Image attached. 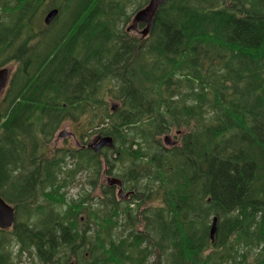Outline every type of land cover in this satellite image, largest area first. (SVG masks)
Wrapping results in <instances>:
<instances>
[{
	"label": "trees",
	"instance_id": "16d2710c",
	"mask_svg": "<svg viewBox=\"0 0 264 264\" xmlns=\"http://www.w3.org/2000/svg\"><path fill=\"white\" fill-rule=\"evenodd\" d=\"M94 1L82 2L77 15ZM134 2L95 3L90 13L98 8L104 15H91L79 37L59 42L69 44L64 53L54 49L47 63L39 56L35 69L18 68L0 100V196L29 221V233L17 235L30 240L15 242L16 252L30 250L49 263L264 264V0H166L142 39L121 25L131 19ZM147 2L139 0L138 8ZM26 5L0 0L5 12L20 17L35 13ZM96 28L104 43L84 48L87 59L69 64V50L96 39L88 33ZM57 54L67 62L55 71ZM75 76L68 89L59 80ZM105 89L121 109L93 115ZM86 107L103 121L99 132L119 143L120 159L144 162L128 181L142 187L136 200L154 201L150 208L123 204L112 188L89 205L90 194L68 200L61 193L68 151L51 159L46 152L62 122ZM177 130L179 144L165 148L161 136ZM78 157V168L100 174L95 153L80 150ZM11 241L0 232V264L17 258H4Z\"/></svg>",
	"mask_w": 264,
	"mask_h": 264
},
{
	"label": "flooded vegetation",
	"instance_id": "af4514ba",
	"mask_svg": "<svg viewBox=\"0 0 264 264\" xmlns=\"http://www.w3.org/2000/svg\"><path fill=\"white\" fill-rule=\"evenodd\" d=\"M4 1L7 4L9 2H12L14 4L17 0H4ZM26 1L28 4L26 5V7L28 8L29 11H33V9H35L34 10L35 13L33 15H30L31 12H29L27 15L25 14L22 17H20L18 14L15 15V14L6 13L1 18L0 50L2 49V51L0 54L5 58L4 59L5 60L4 63L6 64L5 67H10L12 69L13 68L17 69L19 67L22 68L23 64L30 66V67H36L37 65L39 66L40 63L38 60H36V58H38L39 56L42 58L43 56L37 53L39 44L47 45L50 39L49 35L51 33V29L53 30L55 27H57L56 23L67 22L73 16V10L70 4L74 3V0H59L63 2H56L55 0H26ZM85 2L86 1L83 0V4ZM100 4L103 5L104 0H99V5ZM49 14H52V15L55 14V17L53 18L52 21L47 22V16ZM103 15H104L103 13H98V16H103ZM87 16H88V13H84L81 17V20L78 23H71L70 27L63 29V31L61 32V37H62L61 41L63 42L68 41L70 40V37H73V36L74 38L79 37L81 33L83 32L84 27L86 26V23H87V20H83V19H86ZM42 17H43V26L40 27L39 22ZM16 23H19V26H16ZM139 28L140 29L144 28V24H140ZM132 34H137V33L133 32ZM68 45L69 44H63L61 46L55 45L53 47L56 50H59V49L63 50L65 47H67L68 49ZM19 53H22L25 55V57H27V60H23V63L19 56ZM7 54H10V55H7ZM82 59H85V57ZM42 60L45 63H47L46 60L44 59ZM64 61H65V56H64ZM75 70L76 72L79 71V69L76 67H75ZM67 71L68 70H65L64 74L67 73ZM66 80L67 78L61 77V82L65 85V89H68L73 84V81L77 82L79 80V76H75L73 78V81L69 80L66 82ZM85 83H88V78L87 80H85ZM44 90H46V88ZM3 95H1L2 99H5V96L7 95V93L4 96ZM22 100H23L22 96L20 95V102ZM22 104H25V102L23 101ZM64 107H67V104H64ZM85 110L88 111L89 107H86ZM84 123L85 122H83V125ZM83 125H82V128H84ZM96 135L97 137L92 142L85 140V143L82 144L79 141H77L74 146H71L70 149L67 148L66 150L69 149V152H70L69 156H67V159L68 158L78 159L77 154L79 153L80 150H82V152H88L90 149L94 151V146L97 143L98 139L101 136H104L101 133H97ZM108 152H111L109 147H104L101 153H99V156H97V159H102L103 157H106L107 156L106 153ZM45 159H47V157H45ZM103 167H107V171L108 172L112 171L111 173L115 174V177L121 181V185L115 184L116 186H114L112 189H113V193H114V190L118 192L121 188L124 190L125 194H123V197L121 198L122 201L129 202L131 201L132 197L133 198L137 197V194L140 193V192H137V189L139 187H136L134 182L128 181L129 171H128L127 165L121 164L119 161H117L111 164L109 167L108 164L104 162ZM118 169H119V172H118ZM103 174L107 178L108 182L110 181L109 178L114 176V175L106 176L105 171ZM63 175L64 176L68 175L66 180L61 181V193L65 194V189L66 187L69 186L70 179L73 174L64 172ZM29 176H33V175L31 174ZM33 183H34V178H31L28 184L32 185ZM29 191H32V187L29 189ZM102 191L104 192V187L102 188ZM86 195H88V193L81 194L79 199H81L83 196H86ZM72 200H75V199H72ZM5 201L14 208L15 219H14L13 226L11 228L4 229V230L0 229V232L3 231L9 234V237L12 239L13 242H23L22 238L23 240H30L29 237H22V236L17 235V233L19 234L29 233V227L27 226V223L29 221H28V217L25 214L24 210L21 207H17V205H15L14 203H11L7 199H5ZM32 201H34V198H32ZM93 201L95 202L96 200H93ZM87 202L89 205V199H87ZM84 206L88 207L87 205H84ZM136 206H137L136 204L132 205V207L134 208ZM32 211H35L34 208H32ZM123 216H126V215L123 214L122 217ZM30 222L34 223L33 218L30 219ZM88 233H89V230H87L86 242H88ZM7 245L4 249V254H3L4 258H6L8 255L10 258L13 254H16L17 258L13 264H20L22 260L19 258L18 252L14 250L11 252L6 251V249L8 248ZM16 247H19L17 243H16ZM25 254L28 257H31L30 250H26ZM69 262H72V261H65V262L63 261L62 264H69ZM44 264H47V263L44 262Z\"/></svg>",
	"mask_w": 264,
	"mask_h": 264
},
{
	"label": "rangeland",
	"instance_id": "374dc122",
	"mask_svg": "<svg viewBox=\"0 0 264 264\" xmlns=\"http://www.w3.org/2000/svg\"><path fill=\"white\" fill-rule=\"evenodd\" d=\"M56 2H63V1H59V0H55ZM87 1V0H84ZM139 0H135V4L130 8V11H135V9L138 8V3ZM142 1V0H141ZM83 2V0H74V3L70 4L72 9H73V16L70 19L73 23H75L76 20H81V17L84 13H88V16L86 19L83 20H87L88 18L93 15L95 16L94 19L96 17H98V8L92 12V8L94 6L95 3H99V0H95L94 3L92 4H88L86 7L83 8V10H80L79 14L78 13V6ZM83 4V3H82ZM84 6V5H83ZM44 12V11H43ZM95 13V14H93ZM62 22L60 23H56L57 27H55L53 30L51 29V33L49 35V42L47 43V45L45 44H39V48L37 49V53L39 55H43L42 58H40L39 60L42 61V59L46 60V62H48V59H46L48 53H51L53 50V46H57L58 43L61 41L62 37H61V32L63 31V29L67 28L66 24L60 25ZM65 23V22H64ZM130 24V23H129ZM124 25L125 28H127V26L129 25ZM40 27L43 26V17L41 18L40 22H39ZM60 25V26H59ZM89 35L96 39H93L92 41H80L78 42V45H76L73 49L69 50V53H73L71 55V57L68 59V63L71 64L73 59H74V54H76L78 56L79 59H82L85 57V59H87V57L89 56V52L84 51V48L86 50H90L92 48H94L97 45H102L104 43V37L102 34L98 33L97 28L93 31L88 32ZM133 36H136V34H133ZM69 46V45H68ZM67 50V47H65L62 51L64 53V51ZM84 54V56H83ZM10 55V54H7ZM19 56L21 58V60H25L27 59V57H25L24 54L19 53ZM64 56H59V54H57V61L53 63V66H55V71L57 70V66H59V61L64 60ZM67 62V57L65 56V61ZM70 67V66H69ZM69 67L67 69H69ZM35 69V67H30ZM14 69V68H13ZM61 78V77H59ZM73 85H75V82L73 81ZM109 88H112L111 84H108ZM45 88H47L45 86ZM53 90V87L52 89ZM103 98L105 99L104 101H102L100 104H98L94 110V113H96L97 115H99L100 117L102 115H104L106 113V111H108L109 113H112V107H117V110L119 111L121 109L120 106H122V104L115 100H110V94H108L107 90L105 89V91L103 92ZM41 109H43V106L40 104L36 105V112H39ZM74 112V111H73ZM116 113V112H114ZM112 113V114H114ZM74 114H76L77 116H74V119L72 117V119L70 120H65L64 123L62 125H60V129L58 130V132L56 133L55 137L51 140L50 142V146H51V151L50 153H48L51 157H55L57 156V151H66L67 148H71V146H74L75 143L77 141H79L80 143L84 144L85 140L92 142L97 135H95L96 133H92L94 131V127H96L97 125L100 124V119L99 118H93L90 117L88 114H92V112H90V109L87 111L85 110H78L76 112H74ZM80 115V116H79ZM95 119V120H94ZM83 122L84 125H83ZM94 122V123H93ZM82 125L84 128H82ZM88 125V126H86ZM61 132H65L64 134H62ZM171 137L170 141L171 143H174V145L172 146H176L179 144V135H177L176 131H172L171 133L167 134ZM161 136V141L164 147L166 148H171V145H165L164 141H165V137ZM117 145H119V143H117ZM110 159L111 164L115 163L114 161V153L108 152L106 153ZM102 159H105V157H103ZM76 161L72 158H68L66 160V166L65 169L66 172L69 169H75L76 166ZM106 169V170H105ZM105 171L106 176L107 174V167H103V160H102V172L101 175L98 176L97 173H91V175H89V173L82 169V170H76L74 172H72L71 174H73L71 176L70 179V183L69 186L66 187L65 189V196L68 198V200H72V199H79L81 194L84 193H90L92 198H96L99 196L103 195V191L102 188L104 187V191L105 188H107V178L105 177V175L103 174ZM65 172V173H66ZM119 172V169H118ZM115 176V174H112ZM93 176H98L99 179L93 178ZM106 186V187H105ZM114 196L118 199L117 197V191L114 190ZM133 199V197H132ZM262 200H264V198H262ZM138 202V201H137ZM146 203V206H149L152 204V202H148V201H140V203ZM151 207V206H150ZM148 207V208H150ZM148 208H142V210L144 209H148ZM93 218H91L92 220ZM141 226L138 227V229H140ZM95 229V226H94ZM94 232V231H93ZM20 264H41L38 260H34L33 257H24L22 259V261L20 262Z\"/></svg>",
	"mask_w": 264,
	"mask_h": 264
},
{
	"label": "water",
	"instance_id": "95a60500",
	"mask_svg": "<svg viewBox=\"0 0 264 264\" xmlns=\"http://www.w3.org/2000/svg\"><path fill=\"white\" fill-rule=\"evenodd\" d=\"M166 0H150L149 4L139 10L133 20L132 25L129 27L128 30H137L139 23H145L146 27L142 31L143 36H147L148 33L151 30L153 20L160 9V7L165 3ZM55 14H50L47 18V22L51 21L54 18ZM8 75L9 71L7 69L0 70V93L2 90L7 86L8 83ZM116 109V107H114ZM166 143L173 144L170 141V138H166ZM96 150L99 151L100 148L108 145L113 146V138L110 136L102 137L100 138V141L98 144H96ZM110 183L121 185V182L114 179L110 180ZM120 194H122V190L120 191ZM14 220V209L9 206L1 197H0V228L6 229L12 226ZM218 230V218L215 217L212 223L211 227V239L212 241H215L216 233ZM73 264V263H71Z\"/></svg>",
	"mask_w": 264,
	"mask_h": 264
},
{
	"label": "bare ground",
	"instance_id": "6f19581e",
	"mask_svg": "<svg viewBox=\"0 0 264 264\" xmlns=\"http://www.w3.org/2000/svg\"><path fill=\"white\" fill-rule=\"evenodd\" d=\"M72 10H73V9H72ZM165 19H166V18H165ZM71 23H73V22H72L71 20H69V21H67V22H65V23H63V24H66V26L68 27ZM60 25H62V24H60ZM60 25H59V26H60ZM53 50H54V48H53ZM53 50H52V51H53ZM76 57L78 58V56H77L76 54H74V58H76ZM77 60H78V59H77ZM22 63H23V60H22ZM23 67H24V64H23L22 68H23ZM120 107H121V106H120ZM13 149H15V148H13ZM2 151H3V150H2ZM2 151H1V152H2ZM3 153H4V151H3ZM10 153H12V152H10ZM4 155H6V154H4ZM12 155H13V153L11 154V156H12ZM17 155H18V154H17ZM15 156H16V155H15ZM13 157H14V156H13ZM5 158L7 159V157H5ZM9 158H10V157H9ZM14 159H15V158H14ZM2 162H3V161H2ZM5 163H7V162H4V164H5ZM9 163H10V162H9ZM13 163H14V162H13ZM2 168H3V167H2ZM3 169H4V168H3ZM7 169H8V168H7ZM0 170H1V169H0ZM1 171H2V170H1ZM1 174H2V172H1ZM4 177H6L5 174H4ZM7 177H8V176H7ZM1 178L6 180V178H3V177H1ZM2 181H3V180H2ZM203 185H204V183H203ZM241 193H242V192H241ZM241 193H240V194H241ZM240 194H239V195H240ZM242 195H243V194H242ZM244 196H245V195H244ZM240 197H241V196H240ZM245 197H246V196H245ZM237 198L240 199L239 197H237ZM237 198H236V199H237ZM247 198H248V197H247ZM241 199H242V198H241ZM241 199H240V201H241ZM243 200H244V199H243ZM244 203H245V202H244ZM222 212H223V211H222ZM263 227H264V226H263ZM261 229H262V228H261ZM261 229H259V230H261ZM263 230H264V229H263ZM263 230H262V231H263ZM263 232H264V231H263ZM34 238H35V237H34ZM36 239L39 240L38 238H36ZM36 239H35V240H36ZM41 241H42V240H41ZM39 243H40V240H39ZM41 243H42V242H41ZM54 244H55V243H54ZM59 245H60V244L58 243V246H59ZM54 249H56V248H54ZM196 249H197V248H196ZM56 250H57V249H56ZM197 250H198V249H197ZM243 260H244V259H243ZM193 261H194V260H193ZM260 261H261V260H260ZM191 262H192V261H191ZM198 262H199V261H198ZM258 262H259V261H258ZM48 263H49V262H48ZM245 263H246V262H245ZM258 264H259V263H258Z\"/></svg>",
	"mask_w": 264,
	"mask_h": 264
}]
</instances>
